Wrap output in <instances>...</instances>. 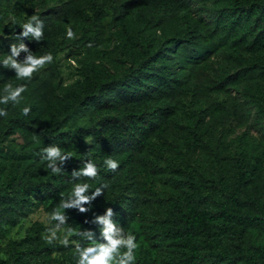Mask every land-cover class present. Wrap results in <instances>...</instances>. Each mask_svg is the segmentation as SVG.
<instances>
[{
	"label": "trees",
	"instance_id": "1",
	"mask_svg": "<svg viewBox=\"0 0 264 264\" xmlns=\"http://www.w3.org/2000/svg\"><path fill=\"white\" fill-rule=\"evenodd\" d=\"M194 4L210 9V19ZM32 15L44 22L43 39H15ZM107 20L114 46L98 50ZM21 42L36 57L53 56L31 80L2 65ZM83 48L118 67L80 59L82 78L65 85L57 56ZM7 85L26 91L19 104H0V264H77L75 245L47 241L43 223L3 235L38 204L63 212L65 232L79 224L76 232L91 231L97 243H106L104 226L92 221L111 207L122 235L136 237L134 264H264V0L0 4V97ZM50 146L70 156L59 174L42 158ZM108 158L119 162L115 172ZM87 160L98 175L74 179ZM78 183L89 185L88 196L107 185L81 205L86 213L60 207Z\"/></svg>",
	"mask_w": 264,
	"mask_h": 264
},
{
	"label": "clouds",
	"instance_id": "2",
	"mask_svg": "<svg viewBox=\"0 0 264 264\" xmlns=\"http://www.w3.org/2000/svg\"><path fill=\"white\" fill-rule=\"evenodd\" d=\"M44 22L37 15H32L27 23L22 25V31L16 34L15 39L23 41L24 38L31 37L35 42H40L44 37ZM67 38H74L75 34L71 28L66 31ZM27 53L23 61L18 60L20 52ZM53 62V56L48 53L44 56L36 57L32 54V51L23 42L10 45V55H8L2 61V65L5 68H11L15 71L18 79L31 80L33 74L41 70L45 65ZM26 91V87L21 85L13 88L11 85H7L4 88V93L0 97V104L7 105L9 102L13 104H19L20 100L23 98L22 93ZM30 112L29 107L23 109V114L28 115ZM7 111L0 109V117H6ZM43 159L48 163V168L54 174H59L65 163L70 159L69 155L62 154L59 147L50 146L43 149ZM59 162V166H57ZM106 168L112 172H115L119 168V162L108 158L104 161ZM97 166L87 160L84 162L83 168L79 170H73L72 176L74 179H79L80 177H87L94 179L98 175ZM107 185H102L97 187L95 191L91 192V195H85L89 190V185L87 183L75 184L68 200H62L60 207L62 209L78 208L80 213H86L90 209L81 207L82 204L94 201L97 197H100L104 193V189ZM75 197L73 200L72 197ZM116 215L111 207L107 208L104 216L96 217V221L102 224L104 227L101 230V236L106 243H97L93 239V233L91 231L76 232L71 228H68L66 235L62 239L61 243L64 246H68L70 243L75 245V251L78 254L77 264H134L135 262V250L139 247L136 242V237L131 234H125L122 227H118L116 223H113L111 217ZM51 220L59 221L56 224V229L59 230L62 225L65 224L66 216L63 212L57 210L51 215ZM74 235H80L85 237L87 241L91 242L89 246L82 247L78 241H70L69 237ZM55 236V233H53Z\"/></svg>",
	"mask_w": 264,
	"mask_h": 264
},
{
	"label": "rangeland",
	"instance_id": "3",
	"mask_svg": "<svg viewBox=\"0 0 264 264\" xmlns=\"http://www.w3.org/2000/svg\"><path fill=\"white\" fill-rule=\"evenodd\" d=\"M15 0H0V4H10L13 3ZM194 10L198 16H203L207 19H210L212 11L207 7H202L201 4H194ZM114 46V36L112 34V29L109 26V20H107L104 24V27L100 33V42L97 46L98 50H111ZM116 56V54L114 55ZM89 57L92 60L97 62H101L102 64H106L114 70L117 69L118 63L112 60V58L107 56H96L95 51H88L86 48L83 49H73V50H66L62 53H59L57 56V62L59 68L61 70V77L65 85L72 84L73 82L81 79V70H80V59H85ZM212 60L215 62V65L218 66L221 62V58L213 57ZM120 68V67H119ZM81 118L80 120H82ZM253 121H250L252 123ZM246 129V126L238 129L230 138L232 140L236 136L242 134ZM260 130L257 128H251V134L254 137L260 136ZM48 206L43 204L35 205L29 216L16 228H5L3 230V235L10 239V238H18L24 236L26 230L33 225L34 223L40 222L48 226V229L43 233L44 237L47 241L54 243L55 245H63L61 243L62 239L66 235L64 227L61 226L59 230L56 229V224L51 222V213L47 208ZM80 225L77 224L74 226L73 230L77 231ZM55 233V236H53ZM70 239V237H69ZM63 247H65L63 245ZM60 251L56 250L55 254H59Z\"/></svg>",
	"mask_w": 264,
	"mask_h": 264
}]
</instances>
